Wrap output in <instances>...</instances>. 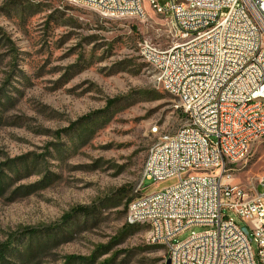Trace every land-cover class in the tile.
Masks as SVG:
<instances>
[{
	"label": "rangeland",
	"instance_id": "374dc122",
	"mask_svg": "<svg viewBox=\"0 0 264 264\" xmlns=\"http://www.w3.org/2000/svg\"><path fill=\"white\" fill-rule=\"evenodd\" d=\"M143 8L145 18H108L64 0H0V264H141L167 254L146 225L126 224L127 202L167 186L139 189L149 149L186 124L139 55L143 41L176 42L171 20L148 0ZM233 170L234 185L260 190L264 139ZM80 207L87 212L65 219Z\"/></svg>",
	"mask_w": 264,
	"mask_h": 264
},
{
	"label": "built area",
	"instance_id": "2783aa9c",
	"mask_svg": "<svg viewBox=\"0 0 264 264\" xmlns=\"http://www.w3.org/2000/svg\"><path fill=\"white\" fill-rule=\"evenodd\" d=\"M64 1L108 18L147 15L140 0ZM148 9L170 18L172 35L193 33L180 47L139 44L141 59L158 87L173 93L186 124L149 149L139 189L145 181L167 186L131 200L127 225L137 217L152 221L150 244H164L170 264H264V176L253 195L232 178L219 183V174L234 172L264 139V0H193V7L180 8L148 0ZM190 10H199V19H186ZM199 24H210V31L198 32ZM192 228L204 231L173 244Z\"/></svg>",
	"mask_w": 264,
	"mask_h": 264
},
{
	"label": "bare ground",
	"instance_id": "6f19581e",
	"mask_svg": "<svg viewBox=\"0 0 264 264\" xmlns=\"http://www.w3.org/2000/svg\"><path fill=\"white\" fill-rule=\"evenodd\" d=\"M193 0H171V8L193 7ZM113 5H121V0H113ZM140 12H145L143 8V0H140ZM186 19H199V10H190L186 12ZM210 24H199L198 32H209ZM176 42L171 47H180L184 41L193 40V33H175L172 35ZM165 92L173 96L172 92H168L167 87H161ZM256 103H263V96H256ZM165 138L159 142H165ZM232 170H225V173L219 174V183H228V178H232ZM135 199V198H134ZM128 223V214L126 217V224ZM146 225L152 233V221H146L144 217H137L135 222L129 223L128 226ZM151 237V236H150ZM164 245V244H161Z\"/></svg>",
	"mask_w": 264,
	"mask_h": 264
},
{
	"label": "trees",
	"instance_id": "16d2710c",
	"mask_svg": "<svg viewBox=\"0 0 264 264\" xmlns=\"http://www.w3.org/2000/svg\"><path fill=\"white\" fill-rule=\"evenodd\" d=\"M114 102H111L110 103V105H112ZM181 113V112H180ZM90 117L91 116H88V117H86V118H83L82 119V121H84V120H86V119H90ZM181 118H185V116L181 113ZM128 204H129V202H127ZM87 212V210L85 209V208H82V207H80V208H77V209H75L73 212H72V214L71 215H67V216H65V219H69V218H71V216L73 215V214H80V213H86ZM131 227H133V226H131ZM158 250H154L153 252H159V251H162V246L161 245H158V248H157ZM7 252H8V250H7V248L6 247H3V248H0V261H4L5 260V257H6V255H7ZM167 257H168V254H166L163 258H160V259H155V260H148V259H143V260H141L140 261V263L141 264H165V262H163V261H165L166 259H167Z\"/></svg>",
	"mask_w": 264,
	"mask_h": 264
},
{
	"label": "water",
	"instance_id": "95a60500",
	"mask_svg": "<svg viewBox=\"0 0 264 264\" xmlns=\"http://www.w3.org/2000/svg\"><path fill=\"white\" fill-rule=\"evenodd\" d=\"M243 231L245 233H247V230L245 228H243ZM165 264H170V259L169 258L166 259Z\"/></svg>",
	"mask_w": 264,
	"mask_h": 264
}]
</instances>
